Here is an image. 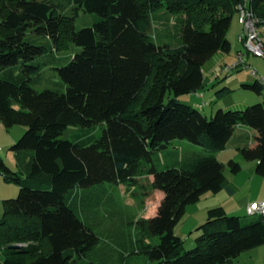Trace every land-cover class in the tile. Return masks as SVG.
Instances as JSON below:
<instances>
[{"label": "trees", "instance_id": "trees-1", "mask_svg": "<svg viewBox=\"0 0 264 264\" xmlns=\"http://www.w3.org/2000/svg\"><path fill=\"white\" fill-rule=\"evenodd\" d=\"M242 2L0 0V121L7 131L27 128L11 148L23 155L22 170L0 156V175L21 186L17 198L3 201L0 264H96L91 256L100 238L78 213L77 191L105 183L124 184L144 200L164 193L157 214L141 220L138 240V253L159 264H237L264 245V216L244 223L220 206L196 229L192 250L185 252L176 234L190 205L223 190L226 165L215 152L227 149L240 126L255 131L256 145L250 137L237 150L264 177V103L208 119L177 99L202 90L205 64L231 52L228 34ZM250 6L264 24V0ZM81 12L97 19L77 30ZM44 79L56 87L37 89ZM243 87L264 89L259 80ZM167 95L174 97L166 102ZM99 124L106 128L92 143L61 139L72 125ZM176 139L206 153L158 169L155 155ZM228 167L242 171L235 160Z\"/></svg>", "mask_w": 264, "mask_h": 264}, {"label": "rangeland", "instance_id": "rangeland-1", "mask_svg": "<svg viewBox=\"0 0 264 264\" xmlns=\"http://www.w3.org/2000/svg\"><path fill=\"white\" fill-rule=\"evenodd\" d=\"M96 19V14L81 12L75 21V27L77 30L91 27ZM238 19V14H235L228 34L232 44L231 52L216 54L204 66L205 87L198 92L184 94L177 98L181 103L194 106L208 119H212L219 110H245L255 104L264 103V89L261 94H258L243 87L245 84L252 85L264 78V58L256 57L252 54L248 57V63L258 72L257 76L249 69L232 70L231 72L224 71L226 65H231L236 60L240 50L246 51L244 45L239 42L242 28L238 23ZM76 50L78 49L73 47L64 56L66 57L67 54L76 52ZM208 63L210 65H207ZM59 80V78L56 79V81ZM51 81L50 79H44L42 84L35 85V87L39 90L47 87L55 88L56 84ZM173 97L174 95H167L165 101L168 102L169 98ZM0 126H2V123H0ZM105 128V124H99L92 128L72 125L64 132L61 139L92 143V141L94 142L102 136ZM26 129L25 126H15L10 131L11 136H13L11 138L16 139L14 143L23 136ZM255 136V134L251 136L249 142L251 146L256 145ZM5 140L0 138V156L5 159L6 164L12 170L20 172L22 169L18 165L17 153L11 149L12 144L7 142V138ZM194 153H206V150L202 146L188 140L176 139L167 149L157 152L155 163L158 169L164 170L175 165L178 160H183ZM215 155L220 162L226 165L225 174L229 177L234 176L228 167L230 160L241 163L245 169L252 162L254 165L256 164L254 161H247L240 151L235 149L233 143H229L226 150L215 152ZM245 176L247 175L244 172L240 178L244 179ZM22 177L25 178L26 175L23 174ZM257 178L258 180L264 179V177L259 175ZM20 191L21 186L19 184L6 182L4 177L0 176V219L4 213L3 201L17 198ZM77 192L81 195V201L78 202V213L100 238L99 245L95 247L92 253V261L96 264H159L157 261L149 259L147 255L138 253L140 248L138 240L145 233L142 231L141 220L156 213V209L161 202L159 195H153L145 200L144 197L141 196L140 198L138 195L133 198L127 194L124 184L115 185L111 183L79 189ZM248 192L242 188L237 198L239 200L243 199L248 195ZM255 192L258 194L259 189L257 188ZM83 199L87 202V205L83 204ZM207 203V199H203L202 203L197 205L199 210H203ZM193 206H190V208ZM192 210L189 209L188 215L186 212L183 220L176 228V234L184 240L185 252L192 250L196 246V239L200 235L199 232L194 230V227L191 229L192 225L199 221L197 218L199 213L196 215L191 214ZM240 217H242L244 223H248L257 219L258 216L241 214ZM147 240L152 243H158L159 241L158 237L151 236H148ZM236 263L264 264V245L244 252L236 259Z\"/></svg>", "mask_w": 264, "mask_h": 264}, {"label": "crops", "instance_id": "crops-1", "mask_svg": "<svg viewBox=\"0 0 264 264\" xmlns=\"http://www.w3.org/2000/svg\"><path fill=\"white\" fill-rule=\"evenodd\" d=\"M238 23L240 24L239 19H238ZM232 24H233V22H232ZM240 26H241L242 32H243V27L241 24H240ZM242 32H241V34H242ZM219 53H217V55ZM207 65H210V63H208ZM10 131L6 132L3 124H2V126H0V138H1V140H5L7 138V142L9 144H12V146H13V144H15L14 142L16 139L11 138L13 136H11ZM254 134L256 135L255 131L251 130L250 128H248L246 126H240L237 128V130H236V132H235L230 143H233L235 149H237V147L244 146L246 144V142H248V138H250ZM22 156H21V154L17 155L18 165L20 167H21V160H22L21 157ZM25 157H27L26 154H25ZM4 161H5V159H4ZM255 168H256V164L254 165V163L252 162V164L249 165V167H247V169H245V167H242V171L239 174H236V175L233 174L234 176H231V177L226 175L227 176V183L225 184V186L221 192H219L217 194L207 193L201 198V200L198 203L193 204L195 206L190 205L193 207L190 208V206H189L187 208V215H188L189 209H193L191 214L193 213L194 215H196L197 213H199V215L197 217L199 221H196L195 225L193 224L191 229L194 227L195 228L194 230H196L198 228V226L203 224L208 218V211L212 208L219 207V206L224 207L225 210L227 211V213H229L230 215L241 216V214H247L246 208L249 204L254 203V202L264 201V179L258 180V178H257L258 175L256 174ZM244 172L246 173L247 176H245L244 179L240 178ZM153 179L154 178L152 176L149 177L150 181H153ZM242 188L246 189V191H249V192L247 193L248 195H246L243 199L239 200L237 198V195L239 192H241ZM257 188L259 189L258 194H257V192H255V190H257ZM127 194H129V193L127 192ZM153 195H159L161 197V202L165 196L163 192L156 190V191L152 192L145 199H149ZM205 198L207 199L208 203H207V205H205L203 210L202 209L199 210L197 205L202 203L203 199H205ZM161 202H160V204H161ZM160 204L158 205V207L156 209V213L153 214L151 217H154L157 214V211H158ZM194 207H196V208H194ZM151 217H147V218L144 217V218L148 219Z\"/></svg>", "mask_w": 264, "mask_h": 264}, {"label": "built area", "instance_id": "built-area-1", "mask_svg": "<svg viewBox=\"0 0 264 264\" xmlns=\"http://www.w3.org/2000/svg\"><path fill=\"white\" fill-rule=\"evenodd\" d=\"M250 2L251 0H243L238 6L239 22L243 27L239 42L244 45L246 51L240 50L236 60L231 65H226L224 71L249 69L257 76L258 72L248 63V57L252 54L264 58V24H260ZM259 81L264 88V78ZM246 210L249 216H264V201L251 203ZM23 245L25 244H20Z\"/></svg>", "mask_w": 264, "mask_h": 264}, {"label": "water", "instance_id": "water-1", "mask_svg": "<svg viewBox=\"0 0 264 264\" xmlns=\"http://www.w3.org/2000/svg\"><path fill=\"white\" fill-rule=\"evenodd\" d=\"M13 248H15V249H20L21 246H20V245H16V246H13Z\"/></svg>", "mask_w": 264, "mask_h": 264}]
</instances>
